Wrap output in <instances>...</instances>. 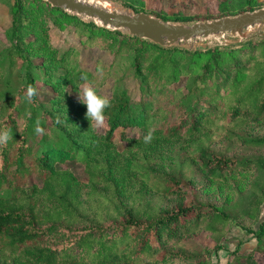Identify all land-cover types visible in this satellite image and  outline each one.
I'll return each instance as SVG.
<instances>
[{
	"label": "trees",
	"instance_id": "1",
	"mask_svg": "<svg viewBox=\"0 0 264 264\" xmlns=\"http://www.w3.org/2000/svg\"><path fill=\"white\" fill-rule=\"evenodd\" d=\"M122 4L175 23L257 10L264 0H223L215 12L173 15L139 0ZM0 6L10 18L0 50V127L13 137L0 147V264H210L197 235L214 241L212 251L227 249L225 228L240 210L258 218L264 134L247 125L264 121V38L202 52L106 29L44 0ZM52 26H71L110 61L85 68L77 45L51 43ZM85 83L101 95L109 88L103 127L89 125L78 100ZM39 84L50 89L47 98L28 101L27 87ZM149 130L154 139L145 144ZM197 171L203 185L193 179ZM225 183L233 185L231 204L200 199ZM247 232L256 247L239 253L238 241L225 264H264V221Z\"/></svg>",
	"mask_w": 264,
	"mask_h": 264
},
{
	"label": "rangeland",
	"instance_id": "2",
	"mask_svg": "<svg viewBox=\"0 0 264 264\" xmlns=\"http://www.w3.org/2000/svg\"><path fill=\"white\" fill-rule=\"evenodd\" d=\"M108 2L115 4L117 8L127 9L133 11L129 7H125L122 3L127 1L128 3H133V5L138 6L136 4L137 0H107ZM142 1L144 7L148 9H152L156 12L163 13L165 15H173L176 12L183 11V13H199L202 14L206 9L210 10L211 12L216 11V5L219 1L223 0H139ZM189 6L188 8H186ZM134 12V11H133ZM78 17V16H77ZM83 21L91 22L88 19H84L79 17ZM198 21V20H197ZM190 23V22H184ZM10 24V18L8 17L7 11L4 6H0V50L6 48L7 43L5 42L3 36V30L5 31ZM100 26V25H99ZM101 27V26H100ZM50 41L51 43L64 48L68 43L75 44L79 47V61L80 63L87 69H92L95 66V61L97 59L103 61L104 63H108L110 61L111 53L102 51L96 47L90 49L86 45L79 42L78 39L75 37L73 33V29L71 26L64 27L62 30L52 26L50 29ZM125 33V32H121ZM264 38V26H260L258 28H250L248 31V37L246 39L251 40H258ZM240 39L236 35H229L227 33L218 34L216 36H210L203 39H192L187 41L184 44L178 45V47L195 50L198 45L204 47L203 51L208 50L212 47H221L227 46L231 47V45H237L244 43L243 40ZM198 50V49H197ZM202 51V52H203ZM127 86L132 92L133 96H137V85L135 81L130 80L127 81ZM108 86L101 90V93L107 94L108 93ZM50 89L47 86H43L39 84L38 88V96L41 99H46L49 94ZM247 130L254 134L255 136L264 134V121L260 122L257 125H247ZM117 150L121 151L124 146L123 142L116 141ZM242 152L241 146H235L234 152ZM72 173L78 180L85 181L86 176L83 173L82 167L72 166ZM201 171H197L194 180L198 181L200 185H203L205 181L204 174H201ZM248 182V180H246ZM246 181H241L239 185H241V190L244 189ZM233 194V185L229 183L225 184H213L212 187L208 188L206 193L200 194V199L203 201H214L215 203L218 202H226L227 204H231L234 201ZM166 205H171V200L165 202ZM260 212L257 219L255 217H249L247 215L242 214V210H240V215L238 218L232 222H230L226 226L225 238L223 239L222 243L227 249H220L218 251H212L213 247L215 246L214 241L210 237H206L205 235H197V240L203 247H208L210 251V264H225L226 260L229 257V253L237 247L238 241L242 243L239 249V253H243L247 250L243 247L245 243L253 242L252 247H256L257 242L255 238L248 234L247 229H255L257 228L258 224L264 221V202L259 207ZM241 209V208H240ZM249 246H247L248 248ZM252 249V248H251Z\"/></svg>",
	"mask_w": 264,
	"mask_h": 264
},
{
	"label": "water",
	"instance_id": "3",
	"mask_svg": "<svg viewBox=\"0 0 264 264\" xmlns=\"http://www.w3.org/2000/svg\"><path fill=\"white\" fill-rule=\"evenodd\" d=\"M53 7L78 16L103 28L125 32L130 36L150 41L163 47H175L192 39H203L218 34L248 37L250 28L264 26V6L235 15L205 19L190 23L165 21L143 11H130L114 6H98L80 0H44ZM110 3V2H109ZM199 51L204 47L198 45Z\"/></svg>",
	"mask_w": 264,
	"mask_h": 264
},
{
	"label": "clouds",
	"instance_id": "4",
	"mask_svg": "<svg viewBox=\"0 0 264 264\" xmlns=\"http://www.w3.org/2000/svg\"><path fill=\"white\" fill-rule=\"evenodd\" d=\"M98 75L102 78V69L98 71ZM86 79V78H85ZM37 95V89L29 85L26 89V98L32 101ZM78 100L86 106L85 117L89 121V125L100 128L105 124L106 116L105 110L111 107V100L107 95H101L97 88L91 83H85L84 86L77 92ZM36 131L40 134L43 129L38 127ZM154 130L149 132L143 137L145 144L151 143L154 139ZM11 129L7 126L0 127V147H6L8 142L12 139Z\"/></svg>",
	"mask_w": 264,
	"mask_h": 264
},
{
	"label": "bare ground",
	"instance_id": "5",
	"mask_svg": "<svg viewBox=\"0 0 264 264\" xmlns=\"http://www.w3.org/2000/svg\"><path fill=\"white\" fill-rule=\"evenodd\" d=\"M80 1H84V2H87L88 4H95V5H98V6H102V7H105V6H114L112 3H109L107 0H80ZM116 8V6H115Z\"/></svg>",
	"mask_w": 264,
	"mask_h": 264
},
{
	"label": "crops",
	"instance_id": "6",
	"mask_svg": "<svg viewBox=\"0 0 264 264\" xmlns=\"http://www.w3.org/2000/svg\"><path fill=\"white\" fill-rule=\"evenodd\" d=\"M252 244H253V242L245 243V244L243 245V247L246 248V249H243V250H250L251 248H253V247H252ZM247 246H249V247L247 248Z\"/></svg>",
	"mask_w": 264,
	"mask_h": 264
}]
</instances>
